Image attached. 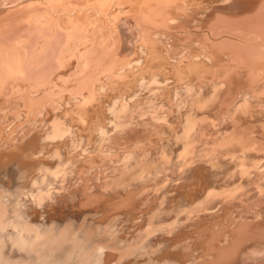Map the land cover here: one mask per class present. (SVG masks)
<instances>
[{"label": "bare ground", "instance_id": "6f19581e", "mask_svg": "<svg viewBox=\"0 0 264 264\" xmlns=\"http://www.w3.org/2000/svg\"><path fill=\"white\" fill-rule=\"evenodd\" d=\"M32 1L33 0H0V143L2 140H5L6 133L11 134L9 132L13 123L19 124V126L22 125L19 131L16 130V135L8 140V135L6 136L8 142L0 148V162L6 159V162L9 160L8 163L12 162L22 167L21 172H24V175H22L24 177L27 174L26 169L29 172L27 166L29 165L28 167H30L32 159H35L36 162L38 160L39 163L43 160L44 162H46L45 160H49L50 163L48 167H45L44 162L43 165L45 168L41 166V169L38 165H35L40 169V173L37 170L34 174L38 175L31 181V183H34L35 188L37 187L40 190H37V194L40 193V195L34 194L39 196L38 200L43 203V205L46 204L44 195L46 193L45 191H47L46 188L50 185V180H48L49 177L56 178L57 174L67 163H71L72 160L79 158L83 161V164L78 171L84 173L88 172L89 174V172H92V168H96L98 170H96L97 176L105 172L108 174L121 172L122 170V172H126V166L121 164V161L116 162L112 158L115 162L110 164L112 162L109 159L112 156L114 157V155L120 156L126 144L135 143L136 145H141L139 142L145 137L148 138V133L150 134L156 127L161 129L162 126H165L166 129H177L183 126L182 130L186 133L189 126L195 123L196 117L211 115L210 112H213L212 115H216L214 114L215 103L218 104L217 102H219L218 98H220V96L225 95L227 97L226 93L228 92H230L231 95H236L239 99L237 101L235 97L236 102L232 114L233 121L230 119V113L228 114V119L234 122V127L237 128V130L249 129V131H251L252 129H257L255 131L256 134L259 135L256 136L254 141L251 140V143L258 145L264 144V135H260L262 132L264 133V0H56L55 2L52 0H45L47 4L50 3V5L54 7H52L54 10V14L52 15L45 12L48 10L51 12L52 9L44 8V12L47 16L46 18L44 17L45 20L43 19L44 12L42 13L43 15H38L40 17L42 16L41 18L45 22H43V20L40 21L39 17V20L36 19V12L40 11V4ZM81 3L84 5L85 3L88 5L91 4L93 6H91L92 11L87 12L80 9L79 6ZM14 8L17 12L19 11L18 9L21 10V14L18 15L19 20L15 18V20H12L13 17H11V14L15 11L11 13V10ZM88 9L91 10L90 7ZM55 11L66 12L60 15L57 12L55 13ZM93 14L101 18V22L105 24V29H109V31L107 30L108 32H106V30H98L97 32L91 31L90 27L92 26H89L90 17L92 16L95 23H97ZM136 14L145 17H141L142 19L139 17L138 19L141 20L136 21L134 20V15ZM25 17H27V19L31 18V20L32 18L36 19L39 24L33 22V20L31 23H29V21L24 22L23 19ZM99 21L97 24L101 26V22L99 23ZM23 23L27 24L23 25ZM92 23L94 22L92 21ZM233 23L237 24L236 28L242 34H255L256 41L251 37H246L247 39L243 38V40L242 38H240V40L228 38L222 41L214 39L211 32L219 27L223 28L226 24H232L231 26H233ZM40 24L44 25V30L42 29V31H40V27L36 26ZM97 24L96 26H98ZM120 24V28L117 29V26ZM155 25H160L163 29H156L155 27L159 26ZM34 26H36L35 28L37 29L40 28L39 31L44 34L43 38L40 37L39 42L35 40L36 35L34 34L36 31H33L34 29H31L30 34L26 33L27 28H34ZM113 26L116 27L117 30L111 29ZM211 27L214 30L209 32L208 29ZM95 29L97 28L95 27ZM81 35L84 37L79 39ZM101 38H104V41H102ZM108 39L114 41V43L116 42L117 47L120 48L118 57H115L112 61H106L103 67L99 65L102 68L98 76L92 78V80H88L84 86L70 87L73 78L77 80L82 72L81 70L86 69L87 62H91L94 58L95 54L92 53V51H96V45L93 46V44L96 43L100 46ZM127 39H130V45H127ZM249 40H253V42L248 43ZM91 42L94 43L92 44ZM98 48L97 46V49ZM126 52L130 54V57L127 59H125V56L128 54H126ZM115 53L117 54V52ZM112 56H115V54ZM112 56H105V60H108L107 58L110 59ZM71 63L78 64V68L76 71L70 72L68 76L67 72L71 70ZM141 64H145L146 72L150 71V73L159 72L158 64H160V68L163 67L164 71H170L166 79L174 78L176 82L171 84L169 83L170 81H166L165 77L162 75V80L159 84L153 86V83L147 82V73L146 75L143 74L146 77L145 80L144 78L140 79L142 73L138 74V71L142 68ZM87 70L90 73V69ZM83 73L84 72H82V74ZM194 77L198 79L194 80ZM147 91H150V93L151 91H156L157 93L162 92L161 95L158 96V99L161 103L163 102L166 104V108H162V111L161 109L157 112L151 111L152 114L150 116L145 115L146 113L144 114L142 112L143 107H141V105L143 99H145L143 96ZM195 94L197 96L196 99L195 97L192 98ZM130 99L131 101H128ZM235 100L233 99V101ZM228 101H231V103L233 102L229 100V98ZM38 102L39 106L34 108L31 107L34 103L37 104ZM40 102L43 103V105ZM161 103L159 104L160 106ZM222 103L223 102H221L220 105ZM175 104L181 106L179 111L175 110L177 107ZM112 105H115V110L111 109ZM185 105L186 108H184ZM206 106L212 107L213 111L210 110L207 112L205 110ZM30 107L32 108V112L27 114ZM126 108L131 111L127 112L124 118H122V115H118L120 117L118 119L116 113L121 110L127 111ZM146 109L148 110V107ZM175 114L180 115L182 121L180 119H175ZM175 120L177 122H175ZM257 131H261V133ZM234 132L235 133L229 138L233 140V144L243 136L240 132ZM183 137L184 136H182V138ZM75 142H79L78 144L83 143L84 147L80 144L81 149H77L78 151L75 152L76 148L74 147L78 146V144H74ZM231 143L232 141L230 145ZM66 145H71V148L68 150ZM72 145L75 146L72 148ZM243 147L246 150L249 149L248 144ZM216 151L223 153V155L225 152L226 156L230 155V153L232 154L231 151H227L226 149L219 150L218 148ZM161 154L163 155V152ZM183 155V153H180L178 155L179 158L174 159L176 160L175 164L179 165L180 163L182 167L180 173L185 175V179L188 183L198 180V186L196 189L194 188L198 192L201 191L204 193L206 190L208 191L209 187L216 182L218 183L217 180L221 179L223 171L230 172L227 169L223 170L218 168V162L214 163L208 159H203L202 161L198 159L197 162L195 160H192L193 162L190 160L189 162V159H192V157L187 158V156L184 160ZM167 156L165 157L167 158ZM250 156L251 155L245 157L249 164H251L250 162L254 163L258 157H263L264 154L254 157ZM126 158L127 155H125V160H127ZM6 162L2 161L0 167L4 166L6 167L4 169H7V164H4ZM36 162L33 164H36ZM186 162L188 163L186 164ZM99 163H104V165L98 166ZM213 165H215L216 168H212ZM36 167L33 168L35 169ZM30 168L32 169V167ZM203 170L205 171L203 172ZM93 171H95V169H93ZM122 172L117 180L122 178ZM227 172L226 174H228ZM262 178H264V175ZM25 179L28 180L27 177ZM250 179L248 183L249 188H251V186L257 187L258 193L264 200V180L260 181L259 178L253 174L250 175ZM214 181L216 182L214 183ZM27 182L28 181H26V183ZM29 188L32 189L31 187ZM0 191L1 194L2 190ZM34 191L37 192L36 190ZM208 192V194H210V191ZM222 192H224V190ZM211 193L214 194V190H212ZM211 197L212 195L210 199ZM206 198L207 197H205V199ZM200 202L202 203V201ZM221 202L219 203L221 204ZM4 203L3 201V206L5 205ZM0 206H2V203ZM195 206L197 205L195 204ZM2 210L0 213L3 212ZM3 214L5 215V213H2L1 216ZM156 214L158 215V213ZM257 219L259 220V218ZM261 219L259 221H261ZM147 221L150 222L151 219ZM252 221L253 220H251V222ZM251 222L249 221L247 224ZM217 226L218 225H216V227ZM172 227L173 228L170 229L174 230V226ZM263 227V220L251 226L255 231H257L256 229L258 228L263 229ZM33 228H36V226ZM252 229L250 232L253 231ZM262 229L258 231H262ZM183 232L186 231L184 230ZM250 232L244 233L249 234L251 237ZM239 233L241 232L239 231ZM239 233L236 232L237 236ZM252 234L256 235L255 233ZM241 235H243V233H241ZM241 235L239 234V238L242 237ZM262 236L264 235H259V238L255 239H253L255 236L251 237L252 239H242L241 242L231 247L230 255L226 251H221L218 254L216 253V257L210 262L216 264L214 260L218 259L221 262L218 264H264V238H260ZM243 237L247 238L245 235H243ZM26 238L27 236L25 239ZM33 238H36L35 235ZM28 241H31V239ZM35 242L38 243V241ZM37 245H39V243ZM206 247H209L208 244L195 251H198L199 255L204 254L205 257L209 256L207 252L211 251L212 253L213 250H208L209 248ZM213 249L215 250V248ZM215 251L213 253H215ZM198 253L195 252V254ZM162 254L161 256L164 258ZM156 256L158 257L157 253ZM183 258L185 260L187 259L184 255L176 256L173 260H170L172 261L171 264H176L177 260ZM203 258L202 256L201 260H203ZM154 259L155 258L147 261L145 260L144 262L147 264H155L157 262L154 263ZM167 259H169V255ZM167 259L165 256L164 261L166 262ZM194 259L191 258V262ZM199 259H197V261ZM207 259L205 258L204 262H206ZM209 260L207 261L209 262ZM164 261L162 263H165ZM177 262L181 263V261ZM192 263L196 264L197 262Z\"/></svg>", "mask_w": 264, "mask_h": 264}, {"label": "rangeland", "instance_id": "374dc122", "mask_svg": "<svg viewBox=\"0 0 264 264\" xmlns=\"http://www.w3.org/2000/svg\"><path fill=\"white\" fill-rule=\"evenodd\" d=\"M44 1L45 0H33L32 1V2H38V4H40V9H39L40 11L36 12V15H37L36 19H38L39 17L40 21L43 20L44 17L45 18L47 17L45 12H47L49 15L54 14L53 12L54 10L52 9L53 6L50 5V3L47 4V2L46 1L44 2ZM52 1L55 2L56 0H52ZM89 5L86 3L85 5L81 3L79 7L80 9H83L89 12V11H92V7H93L91 4ZM84 6H85V9H84ZM87 6H89L91 10H89L88 9L89 7ZM45 7L50 10L52 9V11L50 12L48 10L44 12ZM18 10H19L18 12L17 10L15 11V8L11 10V13L13 11L16 12V13L13 12L11 14L12 15L11 17H13L12 20L19 18L18 15L21 14V10L20 9ZM56 12L59 13L60 15H63L65 14L66 11H64V13L55 11V13ZM9 15H10V12H9ZM38 15H43V19L41 18L42 16L40 17ZM95 15L93 14L94 19L97 21V23L100 20L99 21L100 23L101 18ZM136 15H134L136 17V18L134 17V20L136 21L137 20L139 21L143 17H145V16H141L138 14ZM91 17L89 19L90 22L91 23L92 21L94 22L92 24L89 22L90 24L89 26H92L90 27L91 31L97 32L98 30L100 31L106 30L105 24L103 22H101V26H99V24L95 23V21L93 20V17L92 18ZM139 17L140 18L142 17V18L138 19ZM25 18H24L25 20L22 18L24 22L29 21V23H31V21L33 20V22L38 23L36 19L32 18L31 20V18H28V19L27 17ZM44 20L43 22H45ZM25 24L27 23H23V25ZM96 24L98 26H96ZM231 25L226 24V26H223V28H220V27L217 28L218 30L217 29L214 30L211 27L208 30L209 32H211V30H214L215 32L213 31L211 32V34L214 37V39L219 40V41H222L228 38L229 39L233 38L236 40H240V38H242L243 40V38H246V37L247 38L251 37L252 39L254 38V40L256 39L255 34L246 35V34H242L241 32H239L236 28V25H237L236 23L235 24L233 23V26ZM36 26L41 28L40 31H42V29L44 30L43 28L44 25L40 24ZM36 26H34V28L33 27L29 29L27 28L26 33L30 34L31 29L32 30L34 29L33 31H36L34 35H36L35 37L37 38V39L35 38V40H38L36 42H39L40 37L43 38L44 34L43 32L39 31L40 28L38 29L35 28ZM94 26L97 29H95ZM118 26H117V29L120 28L121 24ZM155 26H159V27H155L156 29H160V28L161 30L163 29L162 26L160 25H155ZM111 29L117 30L116 27L114 26L111 27ZM107 30L109 31L108 28ZM107 30L106 32H108ZM83 37L84 36L81 35L79 39ZM127 40H126L127 45H130V39L128 41ZM102 41H104V38L102 39ZM111 41L108 39L107 41H105V43L103 42L102 45L100 46L94 42H93L94 44L91 42L93 46L96 45V51L94 50L92 51V53L95 54L94 58L91 61L93 64L91 62H87L88 68L86 67V69H83V70L80 69L84 73L82 74V72L80 71L81 74L79 75V78L77 79L78 81L75 80V78H73L74 83L72 81L70 87L74 88L75 86L76 87L84 86L88 80H92V78L94 77L96 78L98 76V74L101 71L100 69L104 66L106 61L107 62L112 61L115 59V57H118L120 48L117 47L116 42L114 43V41H112V43L110 44ZM252 42L253 40L251 41L249 40L248 43H252ZM97 46L99 47L98 49H97ZM115 52H117V54ZM114 54L115 56H112ZM126 54L127 55L125 56V59L130 57L129 52H126ZM109 55L112 56L110 57L111 60L109 58H107L108 60H105L106 59L105 56L109 57ZM91 64L95 70L91 67ZM72 65H76V66H72ZM72 65H71V70L65 69V70H68L67 72L68 76L70 75L69 74L70 72H74L78 68V64L73 63ZM99 65L102 67H100ZM141 66H142L141 70L138 71V74L142 73L140 75V79L144 78L145 80L146 77L144 75H146L147 73L146 75L148 79L147 82L151 84L153 83L152 84L153 86H157L159 84V82L162 80V75L165 77L166 81L168 82L170 81L169 83L174 84L176 82L174 78L166 79L170 71H167V70L164 71L163 67L160 68V64H158L160 71L157 73H150V71L146 72L145 64H141ZM87 69H90V73ZM84 75L86 76V79ZM197 79H198L197 77H194V80H197ZM143 89L147 90L146 88H143ZM156 91L154 92L151 91V93L150 91H147L146 93L147 95L145 94L143 96V98L145 99H143L141 107L145 108V109L142 108V112L144 114L146 113L145 115L150 116L153 111L157 112L160 109L162 111V108H166V104L163 102L161 103V101L158 99V96L161 95L162 92L157 93ZM226 95L227 97L225 95L220 96V98H218V101H219L217 102L218 104L215 103V106H214L215 113L214 114L216 115H212L213 112H210L211 115H207L203 117L200 116L198 117L199 119L196 117L195 123L189 126L186 133H184L182 130L183 126L177 129H166L165 126H162L161 129H158L156 127L152 130L153 132L151 131L150 134L148 133V138L145 137L146 139L143 138V140L139 142V144L141 143V145H136L135 143L126 144L125 147L122 149L123 152H121L122 154L120 156L114 155V157L112 156L109 158L110 161L112 162V163L109 162L110 164H113L115 161L116 162L121 161V164L126 166L125 167L126 172H122L123 170L121 171L123 176L119 180H117V178H119V176L121 175V172L109 173V174L105 172L102 175L98 174V176L96 175L97 173L96 168H92V172H89V174L88 172L86 173L81 172V171L79 172L78 170H80L79 168L83 164V161H81L79 158L72 160L71 163H67V165H64V167L57 174L56 178L49 177L48 180H50V185L48 186V188H46L47 191H45L46 193L44 195L46 199L45 205H43V203H41L38 200L39 196L37 195H40V193L37 194L38 193L37 190L39 189L37 187L35 188L34 183H31L33 178H35L38 175L34 173H36L37 170L40 173L39 168H41V166L42 168L44 167L43 165L44 160L40 161L42 164L39 163L38 160H37L38 163L36 162L35 159H32L34 161L31 160L32 165L30 164V167H32V169L28 167L29 166L28 165L27 168H29L28 170L30 173L26 169V173L28 175L27 174L25 175L28 180L25 179L26 178L25 176L24 177L22 176L24 175L23 174L24 172H21L22 167L16 164H13L12 162L8 163L9 160L7 162H6V159L1 160V162L2 161L6 162L4 164L5 165L7 164L6 165L7 169H4L6 168L4 166L0 167V190H2L1 194H3V195L0 194V205L2 203V206H3V201L5 202L4 203L5 205L3 207L0 206L1 208L0 211L5 207L2 210L3 212L0 213V219H1L0 220L1 221L0 223V264H147L144 261L145 260L147 261L153 258H155L154 263L157 262L155 264H167L168 262H169L168 264H171L172 261L170 260H173L174 257L180 256V255L186 256L188 261L187 259L185 260L183 258V259L177 260V261H181V263L176 261V264H183L184 262L185 263L188 262L186 264H195L192 262H197L196 264L198 263L201 264L202 262H203L202 264H214L211 262L213 258L216 257V253L218 254L221 251H224V252L226 251L230 255L231 247L241 242L242 239H252L251 237H254V236L255 237L253 239H255V238H259V235L260 236L264 235L263 234L264 227L263 229L262 228L256 229L257 231L251 228L252 224L262 222V220L264 221V218H263L264 217V200L262 199L261 195L258 193L257 187L251 186V188H249L248 186V183L251 180L250 179L251 174L256 175L260 181L264 180V178H262L264 175V156L258 157L254 163L250 162L251 164H249L247 159H245V157L249 155L254 157L257 155L264 154V144L258 145L255 143H251V140L254 141L256 136L259 135V134H256L255 130L257 129L255 130L252 129L251 131H249V129L237 130V128L234 127V122H232L233 121L232 114L234 111L233 109L235 107L234 106L235 102L236 100L238 101L239 99L237 98L236 95H231L230 92L226 93ZM229 96H232V97H229ZM193 97H195L196 99L197 98L196 94L193 95L192 98ZM228 98L229 100H232V101L233 99L234 100L236 99V100L231 103V101H228ZM128 101H131V99ZM221 102H223L222 103L223 106L222 104L220 105ZM160 103H161V106L159 105ZM38 104L39 102L37 104L34 103V105H32L31 107L32 108L37 107L39 106ZM41 104L43 105V103ZM45 104H48V103H45ZM180 105H184V104H180ZM114 106L112 105L111 109H114L115 108ZM31 107L29 111L27 112V114L32 112ZM147 107H148V110L146 109ZM153 107H154V110H153ZM184 108H186V105ZM180 109H181V106H179L178 104L175 110L179 111ZM126 110L127 111L121 110L117 112L116 117L119 119L120 118L119 116L122 115V118H124V116L127 115V112L131 111L130 109H127V108ZM205 110L207 112L210 110L213 111V108L206 106ZM228 114L232 121L228 119L229 117ZM174 116H175V119L181 120L180 115L175 114ZM175 122L177 121L175 120ZM21 128H22V125L19 126V124L13 123L12 128H10V132H9L11 134H8V133L5 134V140H2V142L0 143V148L3 147V145L8 142L7 141L8 139L16 135L17 131H19ZM234 131L240 132V134L243 135L241 138H239L235 142V144H233L234 143L233 140L229 139L230 136H232V134L235 133ZM257 132L261 133V131H257ZM7 135L8 137L6 140ZM260 135H264V133L262 132ZM182 136L184 137L182 138ZM230 140L232 141L231 145H230V142H231ZM78 143L79 142H75L74 144L77 145ZM80 144L81 146L83 145L82 147H84L83 143H80ZM80 144H78V146L74 145L75 147L72 145V148L73 147L76 148L75 152L78 151L77 149H81ZM247 144L249 146L248 150L244 149L243 147ZM68 146H67V149L69 150V148H71L70 147L71 145H68ZM218 148L219 150L226 149L227 151H231L232 154L230 153V155L226 156V153L224 152V155H223V153L216 151L218 150ZM162 152H163V155L161 154ZM167 153H168V156H167ZM180 153L184 154L183 155L184 160L187 156H188L187 158L192 157V159L191 158L189 159V162L190 160L191 161L195 160L197 162L198 159L199 161L200 160L202 161L203 159L204 160L208 159L209 161H213L214 163L218 162L219 163L218 168L223 169V170L227 169L230 172L228 173L227 171H223L222 173L223 176L221 177V179L217 180L218 183L214 181V183L215 182L216 183L212 186L210 185L211 187L208 188V191H210V194H208L209 192L207 190L204 193L201 191L198 192L197 190H195L196 187L198 186L197 184L198 180L195 182L188 183V181L185 179V175L180 173L182 169L180 163L179 165L175 164L176 160L174 159L179 158L178 155ZM125 155H127V158H126L127 160H125ZM164 155L167 156V158ZM189 155H192V156H189ZM45 161H46L44 162L45 167H48L49 166L48 164L50 163V161L49 160H45ZM34 162H36V164H33ZM187 163L188 162H186V164ZM35 165H38L39 168L36 167ZM100 165H104V163H99L98 166ZM215 165H213L212 168L214 167L216 168ZM33 167H36V168L34 169ZM93 169H95V171H93ZM32 171L34 172L31 173ZM204 171L205 170H203V172ZM226 172L228 174H226ZM26 181L28 182L26 183ZM28 186L31 188L33 186L34 187L30 189ZM221 188L224 190V192H222L223 190ZM34 190H36L37 192H35ZM212 190H214L215 192L214 194L211 193ZM27 191L30 193H28ZM220 192L223 194V196ZM34 193H36L37 195H35ZM209 195L210 196L212 195L211 199ZM214 195L218 196L219 198L215 197ZM32 197L36 199H33ZM205 197L207 198L205 199ZM200 201H202V203ZM219 202H221V204ZM195 204L197 206H195ZM2 213H5V215L3 214L1 216ZM156 213H158V215ZM219 214L222 216H220ZM46 217H47V220H46ZM147 218L151 219L150 221L151 223L147 221V220H150ZM257 218H259V220L261 218L262 219L261 221H259ZM152 219L154 222L152 221ZM2 220H3V223H2ZM251 220L253 221L251 222ZM45 221H47L48 223ZM249 221L251 223L247 224ZM180 222L181 223L183 222V223L181 224ZM216 225L218 226L216 227ZM34 226H36V228H33ZM172 226H174V230H171L173 228ZM206 226L208 227L210 226L209 229ZM178 227L182 229H179ZM251 229L253 231L250 232ZM259 229H262L263 232L258 231ZM184 230L186 232H183ZM239 231L243 233V235H245V237L247 238H244L243 235L239 233ZM236 232L239 233L242 237L239 238L240 236L239 234L237 236ZM244 232L245 233L250 232L251 237L249 234H245ZM39 233L42 237L39 235ZM252 233H255L256 235H253ZM33 234L35 235L36 238H33L34 237ZM26 236H27L26 238L27 240L25 239ZM172 237L174 238V240ZM208 238H212V239H208ZM260 238H264V236ZM30 239L31 241H28ZM208 240L210 241V245H209ZM35 241H38L39 245H37L38 243ZM207 244L209 247H206V248H209L208 250L210 249L213 250L212 253L211 251L207 252L209 256L205 257L204 254L199 255L198 251H195V250L203 248L204 246H207ZM24 245H27V246H24ZM213 248H215L217 252ZM29 249H32V250H29ZM214 251L215 253H213ZM159 252L162 255H164V258L166 256V259L168 258V255H169V259H167L168 261L166 260L165 262L163 256H161ZM195 252H197L198 254H195ZM156 253L158 254V257L156 256ZM202 256L204 257L203 260H201ZM191 258L192 259L195 258L194 259L195 261L192 260L191 262ZM205 258L206 259L208 258L207 260L211 259L209 260V262L210 261L211 262L209 263L207 260L206 262H204ZM197 259H199L198 261L200 262L202 261V262L201 263L198 262ZM163 261L165 263H162ZM214 262L216 264L221 263L220 260L218 259L214 260ZM251 264H258V263H251Z\"/></svg>", "mask_w": 264, "mask_h": 264}]
</instances>
